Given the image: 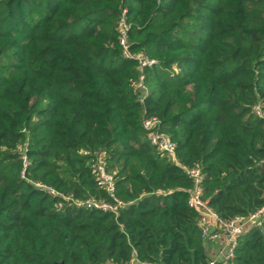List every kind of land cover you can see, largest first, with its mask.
I'll use <instances>...</instances> for the list:
<instances>
[{
  "label": "trees",
  "instance_id": "16d2710c",
  "mask_svg": "<svg viewBox=\"0 0 264 264\" xmlns=\"http://www.w3.org/2000/svg\"><path fill=\"white\" fill-rule=\"evenodd\" d=\"M192 170L222 222L264 209V0H0V264H264L252 225L211 259Z\"/></svg>",
  "mask_w": 264,
  "mask_h": 264
},
{
  "label": "built area",
  "instance_id": "2783aa9c",
  "mask_svg": "<svg viewBox=\"0 0 264 264\" xmlns=\"http://www.w3.org/2000/svg\"><path fill=\"white\" fill-rule=\"evenodd\" d=\"M125 13L126 10L123 12L119 27L123 54L125 58L139 62L140 68L143 71L144 68L153 66L155 61L149 60L148 58L140 55L131 54L127 39L129 25L125 21ZM257 113L262 116V113L259 111V109H257ZM143 127L149 133V140L151 144L159 152L167 155L169 158L175 161L176 145L171 141L169 136L160 132V122L157 119H146L143 121ZM93 168V172L99 184L114 198L116 190L115 179L114 176L107 171V162L103 152L97 155V159L94 162ZM189 176L194 180L196 186V189L190 199V206L201 211L202 218L199 227L202 232V236L205 241H212L221 235H225L228 238V242L231 246V251L227 258V261H230L234 258L233 248L237 244V238L243 236L246 233V228L248 226H259V221L264 215V209L252 215L245 223H242L239 219H236L226 224L212 212V210L207 206V202L202 200L200 184L204 178L203 174L199 170H192L189 172ZM52 194L54 195V192H52ZM87 205L89 208L98 209L104 212H116L121 203L117 202L116 206H112L108 204H97L91 201L87 202Z\"/></svg>",
  "mask_w": 264,
  "mask_h": 264
},
{
  "label": "crops",
  "instance_id": "0c3cea01",
  "mask_svg": "<svg viewBox=\"0 0 264 264\" xmlns=\"http://www.w3.org/2000/svg\"><path fill=\"white\" fill-rule=\"evenodd\" d=\"M250 226L246 228V232L250 230ZM207 252L214 262H226L231 251L228 238L225 235L217 237L215 240L206 241Z\"/></svg>",
  "mask_w": 264,
  "mask_h": 264
},
{
  "label": "water",
  "instance_id": "95a60500",
  "mask_svg": "<svg viewBox=\"0 0 264 264\" xmlns=\"http://www.w3.org/2000/svg\"><path fill=\"white\" fill-rule=\"evenodd\" d=\"M258 227H259V229H260V231H261V233L263 234V237H264V215L261 217Z\"/></svg>",
  "mask_w": 264,
  "mask_h": 264
}]
</instances>
